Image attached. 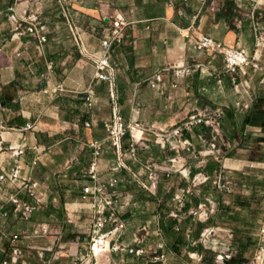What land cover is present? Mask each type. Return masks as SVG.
Instances as JSON below:
<instances>
[{"label":"crops","instance_id":"crops-1","mask_svg":"<svg viewBox=\"0 0 264 264\" xmlns=\"http://www.w3.org/2000/svg\"><path fill=\"white\" fill-rule=\"evenodd\" d=\"M24 6L49 26L43 47L31 37L14 36L10 15ZM251 10L250 0H207L205 5L201 0H0V175L10 172L9 149L25 148L22 176L44 195L29 219L5 216L11 209L0 200V264H76L90 248L93 214L83 195L92 184L93 144H104V178L116 165L107 141L115 102L109 82L96 80V72L105 55L103 39L117 17L128 28L111 53L116 104L126 125H140L136 136L141 140L138 162L126 160L143 182L148 183L149 167L156 170L158 183L149 195L126 170L116 172L132 201L123 215L124 243L146 254L107 253L97 264H208L204 258L210 255L227 257L229 241H207L201 232L229 231L230 220L247 209V199L241 192L196 183L216 172L212 158L202 166L195 154L196 149L202 153L204 124L180 136L171 132L191 115L220 111L222 123L232 127L224 142L229 168L246 169L255 160L260 170L254 175L264 185V0L255 23ZM202 36L243 50L252 64L244 72L227 71L223 55L196 49ZM166 66L171 69L157 81L155 75ZM182 67L190 68L177 76ZM60 84L65 91L56 92ZM93 86L97 103L90 109L86 97ZM28 125L33 128L27 130ZM131 141L130 134L123 138L125 153ZM22 196L35 202L25 192ZM198 223L203 225L199 232ZM230 231L235 234L234 227ZM153 256L163 258L154 261Z\"/></svg>","mask_w":264,"mask_h":264},{"label":"built area","instance_id":"built-area-1","mask_svg":"<svg viewBox=\"0 0 264 264\" xmlns=\"http://www.w3.org/2000/svg\"><path fill=\"white\" fill-rule=\"evenodd\" d=\"M187 1V0H184ZM205 5L207 0H201ZM252 3V10L249 14L250 19L255 23L256 13L259 9V0H250ZM10 20L13 25L14 36L22 37L28 36L35 39L39 46L43 47L49 41V26L43 20L41 14L29 6H24L19 9H12ZM256 31V24L254 25ZM128 23L124 22L122 18L117 17L110 27L109 35H107L102 42L105 55L101 60L97 62L96 80L107 81L110 84L111 98L114 103L113 108V121L108 129L107 141L111 144L112 153L116 157V165L110 168L109 175L104 178L102 175V158L104 152V144L96 142L93 144L95 148V154L93 162L89 171V176L92 180V184L84 188L83 199L86 200L93 214V228L92 239L90 248L80 261L76 264H97L98 258L103 254L117 253L120 255H134L136 257H143L146 251L143 248L135 249L127 246L124 243V236L127 232V225L123 219L124 212L127 208L131 207V196L122 189V180L116 176V172L120 170H126L133 176L134 181L141 186L145 193L152 195L156 189L158 183V175L156 170H152L150 167L148 170V183L143 182L133 172L132 167L127 163L128 159L138 162L137 148L140 146V139L137 138L136 132L140 129L139 124L126 125L124 123L121 112L116 104V96L114 93V87L116 82V67L111 63V53L114 44H119L123 41ZM195 47L199 51H212L217 54L223 55L225 60V67L227 71L237 72L245 71V67L252 64L250 57L243 51L233 48H229L224 44L214 41L208 36H202L197 38ZM20 56V54H18ZM195 66H199L195 65ZM190 67H182V72L177 71V76H181ZM171 67H164L155 75L157 81H162L164 78V72L170 70ZM48 77V75H47ZM175 85V84H174ZM56 92H63L65 88L62 84L55 88ZM86 101L90 109H93L97 103V94L94 86L87 92ZM196 123H202L204 125H213L214 121L204 115L196 116L191 115L187 121L183 122L180 126H177L172 130L171 134L174 136H180L184 129H188L190 126L196 125ZM220 126V122L216 123ZM90 127L91 123H87ZM31 125L27 126V130H31ZM130 134L131 144L127 153L123 150V138ZM162 143L161 145H163ZM210 150L214 153L216 150L215 144H210ZM10 158L13 161L10 172L8 175H0V200L4 201V207L9 206L10 211H5L4 215L8 216L9 213L20 215L23 218L29 219L34 215L39 206L44 202V195L37 194V186L32 184L29 180L23 178L21 159L26 153L25 148H10ZM220 154L222 150H217ZM39 159L35 160V165ZM201 162H204L202 160ZM207 178L205 177L204 180ZM214 183L217 185V189L222 192H228L232 181L227 179L226 171L221 169L216 176ZM1 184H6V188H3ZM10 188H16L17 192L12 193ZM27 193L34 197L35 202L32 203L25 198L22 194ZM200 206L199 208H201ZM209 230H205L201 233V237H205ZM135 244L141 243L140 239L134 240ZM15 253H18L15 251ZM163 256H153L154 261L162 259ZM17 259V258H14ZM202 258H199V260ZM116 264V263H115Z\"/></svg>","mask_w":264,"mask_h":264},{"label":"rangeland","instance_id":"rangeland-1","mask_svg":"<svg viewBox=\"0 0 264 264\" xmlns=\"http://www.w3.org/2000/svg\"><path fill=\"white\" fill-rule=\"evenodd\" d=\"M221 112L220 111H211L206 114V117H210L213 121V125H205L204 136L206 137L205 143H202L201 154H197L198 149H196V155L199 156L200 161L202 162V166H205L206 160L212 158L216 163V172L211 178H207L204 180V177H198L196 183L203 184V186H214L217 189V185L214 183L216 180V176L221 169L226 171L227 179L231 180L233 183L229 189L228 194H236L235 192L244 193V198L247 199L248 207L247 209L241 213V217L238 219L230 220L231 224L234 227L235 234L230 230L233 227L228 225L226 228L229 230L227 232L218 231V233L211 234L208 233L204 240H219L221 242L229 241L231 244L225 246H221L225 248V259L231 260L233 256L236 258L240 257V260L244 262V264H258L256 260L258 254L264 248V191H260L261 187H264L254 173L259 171L260 169L257 167V162L253 160V164H251L246 169H237L229 168L227 158L230 157V153H227L225 149V143L229 141V131L232 130L230 126H226L222 123L221 120ZM188 119V118H187ZM186 119V121H187ZM217 120L220 122V126H218ZM185 122V121H184ZM183 124V123H182ZM175 129V128H174ZM190 126L188 129H184L182 132L191 130ZM249 140V139H247ZM225 142V143H224ZM210 144L216 145V150L211 152ZM254 149V146H252ZM217 150H222V153H218ZM250 149H248L246 154H249ZM245 173V174H244ZM250 174V175H248ZM201 193H198V195ZM203 203L208 202L205 201V195L202 194L201 197ZM204 210L205 207H198V213H201L202 216L200 220L204 219ZM235 215V213L233 214ZM205 229L202 230L201 233H204ZM231 235V236H229ZM204 245H209L208 242L203 241ZM220 242V243H221ZM197 246L198 245L197 243ZM230 248V249H229ZM229 249V250H228ZM229 255V257H228ZM233 255V256H232ZM232 256V257H231ZM209 258H213V262H208V264H225L224 258H218L216 255H210Z\"/></svg>","mask_w":264,"mask_h":264},{"label":"trees","instance_id":"trees-1","mask_svg":"<svg viewBox=\"0 0 264 264\" xmlns=\"http://www.w3.org/2000/svg\"><path fill=\"white\" fill-rule=\"evenodd\" d=\"M203 227L202 224L198 223V232ZM199 235V233H198ZM205 262H213V258L205 257ZM225 264H243V262L240 259L232 258L231 260H227Z\"/></svg>","mask_w":264,"mask_h":264},{"label":"bare ground","instance_id":"bare-ground-1","mask_svg":"<svg viewBox=\"0 0 264 264\" xmlns=\"http://www.w3.org/2000/svg\"><path fill=\"white\" fill-rule=\"evenodd\" d=\"M256 260L258 261V264H264V248L258 254Z\"/></svg>","mask_w":264,"mask_h":264}]
</instances>
